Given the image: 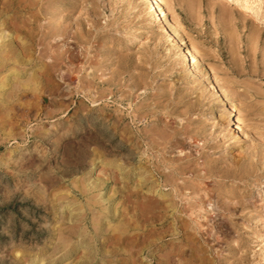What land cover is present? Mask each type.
Returning a JSON list of instances; mask_svg holds the SVG:
<instances>
[{
    "label": "rangeland",
    "instance_id": "obj_1",
    "mask_svg": "<svg viewBox=\"0 0 264 264\" xmlns=\"http://www.w3.org/2000/svg\"><path fill=\"white\" fill-rule=\"evenodd\" d=\"M210 263L264 264V0H0V264Z\"/></svg>",
    "mask_w": 264,
    "mask_h": 264
},
{
    "label": "bare ground",
    "instance_id": "obj_2",
    "mask_svg": "<svg viewBox=\"0 0 264 264\" xmlns=\"http://www.w3.org/2000/svg\"><path fill=\"white\" fill-rule=\"evenodd\" d=\"M155 1V0H154ZM72 57V56H71ZM55 64V63H54ZM206 64H208V63H206ZM60 68V67H59ZM206 68H208L207 67V65L206 66H204L203 67V71L202 72H204V70H206ZM214 68H216V67H214ZM220 69V68H219ZM68 70V69H67ZM71 70V69H70ZM216 70V69H215ZM62 72H63V70H62ZM70 72V71H69ZM216 72V71H215ZM65 73V72H64ZM205 73H207V71L205 72ZM66 74H68V73H66ZM65 74V75H66ZM220 73H215V75H212V76H210L209 77V80H210V85H211V89L213 90V91H216V92H218V93H220L221 95V98H222V100L220 99V101L218 102L219 104H221L222 106H225L226 105V103L228 102V101H230L231 100V98H233V97H236L237 95H238V92H239V89H238V87H239V85L241 84H239V83H237V82H239V81H233V80H231L230 78H225V79H222L221 77H220V75H219ZM69 75H70V73H69ZM221 75L223 76V75H226V74H222L221 73ZM229 75V74H228ZM67 77H68V75H67ZM231 77V76H230ZM223 78H224V76H223ZM233 78H234V76H233ZM66 79V78H65ZM68 79V78H67ZM234 80H236V79H234ZM215 92V93H216ZM213 103V102H212ZM244 104V103H243ZM237 110V109H236ZM242 114V113H241ZM247 117H249V116H247ZM251 117V116H250ZM245 118V117H244ZM238 119V118H237ZM251 120V122L250 123H248V124H246L245 126L246 127H242V126H239L238 128H239V131L241 132V135H242V139L244 140L245 139V137L247 136V137H249L250 136V138L252 137V138H255V137H257V136H259L261 133H262V126H261V124L259 123V122H257V120L255 121L254 119H252V118H250ZM239 120H241L240 118H239ZM239 123H241V121L239 122ZM242 124V123H241ZM246 137V138H247ZM250 138H248V139H250ZM245 141V140H244ZM243 141V142H244ZM245 144H247V143H245ZM210 175V174H209ZM211 176V175H210ZM204 177H206V176H204ZM151 179V178H150ZM149 179V180H150ZM160 181V180H159ZM168 184V183H167ZM142 185H144L143 183H142ZM145 185H147V184H145ZM175 185V184H174ZM142 187V186H141ZM146 187V186H145ZM180 187V186H179ZM154 188V187H153ZM147 189V188H146ZM151 189V188H150ZM174 189V188H173ZM181 190V189H180ZM209 190H211V189H209ZM209 190H208V192H209ZM152 191H153V189H152ZM148 192H150V191H148ZM158 192V191H157ZM160 192V191H159ZM162 193V192H161ZM164 193V192H163ZM159 194V193H158ZM163 195V194H162ZM148 197H149V195H148ZM143 198V197H142ZM146 198V197H145ZM150 198V197H149ZM161 199V198H160ZM207 202V201H206ZM144 203V202H143ZM148 203V202H147ZM150 203V202H149ZM152 203V202H151ZM174 204V203H173ZM143 205H145V204H143ZM142 205V206H143ZM151 206V205H150ZM145 207V206H144ZM149 208V207H148ZM147 208V209H148ZM168 208V207H167ZM166 208V209H167ZM141 209H143V208H141ZM229 210H230V208H229ZM147 211V210H146ZM151 211V210H150ZM148 212V211H147ZM152 212V211H151ZM164 213V212H163ZM167 213V212H166ZM229 213V212H228ZM150 215V214H149ZM148 215V216H149ZM155 215V214H154ZM147 216V215H146ZM147 216V217H148ZM146 217V218H147ZM143 218V217H142ZM157 218V217H156ZM159 218V217H158ZM179 218V217H178ZM146 220V219H145ZM223 224V223H222ZM220 227H224V225H221ZM169 230V229H168ZM223 230H225V227H224V229ZM211 264V263H210Z\"/></svg>",
    "mask_w": 264,
    "mask_h": 264
}]
</instances>
